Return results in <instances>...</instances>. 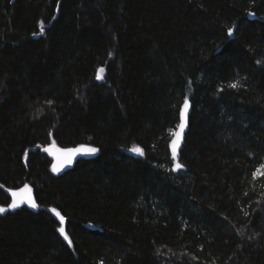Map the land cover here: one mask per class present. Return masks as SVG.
<instances>
[{
	"label": "trees",
	"instance_id": "1",
	"mask_svg": "<svg viewBox=\"0 0 264 264\" xmlns=\"http://www.w3.org/2000/svg\"><path fill=\"white\" fill-rule=\"evenodd\" d=\"M0 207V264H264V0H0Z\"/></svg>",
	"mask_w": 264,
	"mask_h": 264
},
{
	"label": "water",
	"instance_id": "2",
	"mask_svg": "<svg viewBox=\"0 0 264 264\" xmlns=\"http://www.w3.org/2000/svg\"><path fill=\"white\" fill-rule=\"evenodd\" d=\"M235 26L229 31V38L234 37ZM191 105L186 103L181 114V122L176 131V134L172 140V151L177 153L182 143L183 136L188 127V117ZM91 153V149L87 145L76 147H51L49 154L52 158V167L55 173H64L67 170L75 166L76 162L83 156H88ZM8 196L10 203L4 207V211H16L21 207H26L30 210H34L37 207L36 200L32 188L26 184L20 188L8 190ZM1 209V207H0ZM61 222L64 224L65 219L60 217Z\"/></svg>",
	"mask_w": 264,
	"mask_h": 264
}]
</instances>
